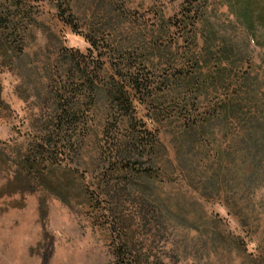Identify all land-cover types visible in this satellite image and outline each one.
I'll return each mask as SVG.
<instances>
[{"label": "rangeland", "instance_id": "obj_1", "mask_svg": "<svg viewBox=\"0 0 264 264\" xmlns=\"http://www.w3.org/2000/svg\"><path fill=\"white\" fill-rule=\"evenodd\" d=\"M60 4L72 6L79 32L60 17ZM18 9L27 24L18 42L2 41L6 28L1 25L8 28L11 20L0 23V139L8 142L9 156L33 140L39 118L73 97L70 53L82 60L75 54L80 51L91 68L102 62L101 84L110 79L106 73L114 72L112 64L123 74L148 72L156 87L150 99L164 112L158 116L133 93L134 122L157 133L161 145L157 157L144 156L135 165L144 176L122 183L148 185L177 214L132 218L138 200L125 193L121 203L136 249H147L152 264H264V174L252 177L244 153L229 149L231 121H225L226 130L222 123L207 129L206 152L200 153L183 132V118L169 116L175 111L172 93L195 90L187 77L199 73L207 78L199 90L201 109L225 97L226 85L232 89L243 76H250L252 89L264 97L263 27L257 28V42L225 0H0V20L17 19ZM92 32L98 48L86 38ZM75 99L84 112L80 126L86 125L89 137L83 156L68 158V170L58 174L95 189L102 179V169L93 163L96 148L111 143L102 131L120 113L101 87L93 107L84 95ZM127 130L124 126V135ZM210 161L218 172L215 190L200 196L196 186L205 185ZM12 165L11 159L0 160V187L12 177ZM79 195L70 191V204L42 188L0 196V264H109L121 233L119 212L114 203L107 206L114 213L98 210L96 200L88 206L85 194Z\"/></svg>", "mask_w": 264, "mask_h": 264}, {"label": "trees", "instance_id": "obj_2", "mask_svg": "<svg viewBox=\"0 0 264 264\" xmlns=\"http://www.w3.org/2000/svg\"><path fill=\"white\" fill-rule=\"evenodd\" d=\"M225 1L237 21L259 42L256 31L258 27L264 29V0ZM58 9L60 17L70 24L74 31L79 32L74 21L75 15L72 12V6L60 4ZM66 10H70V13L67 14ZM15 13L17 18L15 20L9 16L0 20V23L11 20L8 28L1 25V28H6L3 30L6 37L2 40L5 44L12 45V43L18 42L20 30L23 28L25 31L27 28V24L24 23L25 14L22 10L18 9ZM96 36L97 34L93 32L86 34L92 48H98ZM76 52V55L78 53L82 55V60L71 53L68 55L70 63L73 64L69 65L68 74L72 79L76 77L73 97L64 103H59L46 116L38 119L31 131L33 140L25 147L18 148L13 158L8 154V142L0 139V160L6 162V159H11L14 168L12 177L0 187V196L25 195L42 188L70 204V191L75 190L80 194L79 196L82 193L85 194L86 205L92 206V202L96 200L99 203L98 210H104L106 213L109 212L108 210L114 213L113 207H107L114 203L116 211L119 212L117 220L121 226V233L118 240L114 242L113 259L109 264H152L151 255L146 251L147 249H136L135 234L130 228L126 214H124L121 200L125 193L136 195L138 205L131 214L132 218L145 217L150 213L155 216L171 213L172 217L177 214L172 208L168 210L164 201L157 193L150 190L148 185H123L124 183H122L126 181L127 177L138 180L144 176L135 168V165L144 156L151 159L157 157L158 148L161 145L157 133H153L148 128H137L134 122L136 116L133 113L134 98L132 94L134 93L140 96L138 98L148 106L150 111L157 113L158 116L163 114L162 107L151 100L155 94L153 90L156 88L153 86L154 79L144 71L123 74L119 67L112 64L114 72L106 73V75L109 74L110 79L105 81L106 76L103 79L105 82L101 84L99 75H102L103 63L99 62V67L91 68L85 60V55L80 51ZM115 74L120 76L121 80L117 79ZM185 76H181L178 80H184ZM182 77L184 79H181ZM187 80L190 85L195 86V90L191 89L184 96L172 93L171 100L175 104V111L169 116L178 115L183 118V132L191 137L193 146L200 153L206 152L203 139L206 138L207 129H212L214 124L222 123L226 130L225 121L230 120L234 130L231 131L229 149L235 148L238 151L237 154L244 153L243 160L247 161V171L252 177L257 178L255 176L264 174V97L257 95V92L252 89V84L249 81L250 76L238 78L232 89L231 84L226 85L228 90L230 89L226 96L218 99L215 103H209V108L205 109H201L202 100L199 90L207 78L199 73L190 75ZM99 87L105 89L110 103L119 111L120 117L104 125L102 133L109 136L112 141L108 147L100 144L96 148L98 159L95 158L93 163L102 169V179L95 185V189H91L89 185H73V178L67 175L59 176L58 172L68 170L70 166V163L67 162L68 158L83 156L86 139L89 137L86 125L80 126L84 120V112L75 96L79 94L86 96L87 102L93 107L97 101L96 93ZM181 96L183 105L177 101ZM124 126L128 129L125 135L122 131ZM213 135L210 133L207 138L211 140ZM242 150L245 151L241 152ZM218 154H220L219 151L215 155ZM203 155L206 156V153ZM80 165L83 164L80 163ZM208 167L210 174L204 176L203 183L205 185L196 186L200 196H208L209 192L215 190V185L212 183L217 179L218 172L211 161ZM95 192L98 197L94 196ZM227 208L231 212V205H227ZM239 217L246 223L251 222V217L245 216V214L239 215Z\"/></svg>", "mask_w": 264, "mask_h": 264}]
</instances>
